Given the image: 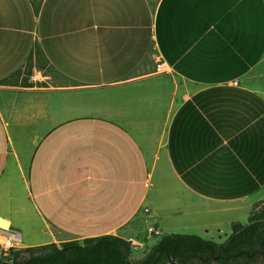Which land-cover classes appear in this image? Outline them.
I'll list each match as a JSON object with an SVG mask.
<instances>
[{
    "label": "crops",
    "instance_id": "0c3cea01",
    "mask_svg": "<svg viewBox=\"0 0 264 264\" xmlns=\"http://www.w3.org/2000/svg\"><path fill=\"white\" fill-rule=\"evenodd\" d=\"M263 199L264 0H0V232L214 241Z\"/></svg>",
    "mask_w": 264,
    "mask_h": 264
},
{
    "label": "trees",
    "instance_id": "16d2710c",
    "mask_svg": "<svg viewBox=\"0 0 264 264\" xmlns=\"http://www.w3.org/2000/svg\"><path fill=\"white\" fill-rule=\"evenodd\" d=\"M263 207L246 225L235 223L222 244L195 235L170 234L160 239L141 260L131 261L130 242L113 235L86 238L23 250L0 256V264H264ZM253 211V210H252Z\"/></svg>",
    "mask_w": 264,
    "mask_h": 264
},
{
    "label": "rangeland",
    "instance_id": "374dc122",
    "mask_svg": "<svg viewBox=\"0 0 264 264\" xmlns=\"http://www.w3.org/2000/svg\"><path fill=\"white\" fill-rule=\"evenodd\" d=\"M18 191H20V189H18ZM261 202H262V200L259 201L258 203H256L253 206V209H252L253 211L251 213L248 212V213L245 214L244 218H242V220H241V223L242 224L246 225L248 223L249 217L254 212L258 211L260 208L263 207V204ZM0 207L8 208V206L6 204L0 205ZM11 215L14 217V219L17 222L24 221L23 223H25V221H26L25 219H28V220L32 221V220H34L37 217L31 211H26V212H12ZM33 223H35V222H33ZM166 223H168V222H166ZM24 229H25L24 231H25V233L27 235H28V233H30V234H29L28 238L27 237H23V239H22V243H23L22 244V247H20V249H18V250H20V252L22 251V254H21L22 256H26L27 255V254L23 253L24 252L23 250H26L28 248H35V247H38V246L45 245V244L42 243V241H44V240H41L39 238L38 234L31 233L35 229L33 227V224L31 226V224H26L25 223V228ZM231 231H232V229H231ZM160 232H161V235H159V236L153 235V236H151L147 240L148 241V247H145L144 245H139L137 243L130 242V244H131V250H132V254H131L130 258L132 257L134 259L133 262H135V260L138 261V260L143 259L150 252V250L157 243V241L160 240V239H162L165 235L168 234V233L163 232V230H161ZM226 233L229 234L230 233V230H228V232H226ZM173 234H175V230H174V233ZM221 236H222V239L221 240H218L217 238H215L214 241L216 243H220V244L224 243V241H226V239L224 238L223 235H221ZM56 246L61 247L62 245H56ZM141 248H143V249H141ZM138 249H140V250H138ZM167 264H174V263L173 262H167Z\"/></svg>",
    "mask_w": 264,
    "mask_h": 264
},
{
    "label": "built area",
    "instance_id": "2783aa9c",
    "mask_svg": "<svg viewBox=\"0 0 264 264\" xmlns=\"http://www.w3.org/2000/svg\"><path fill=\"white\" fill-rule=\"evenodd\" d=\"M158 70H164V67L158 66ZM20 249L19 243L15 242L9 233L0 232V256H5L10 250Z\"/></svg>",
    "mask_w": 264,
    "mask_h": 264
}]
</instances>
